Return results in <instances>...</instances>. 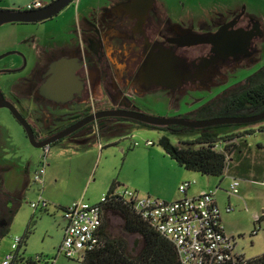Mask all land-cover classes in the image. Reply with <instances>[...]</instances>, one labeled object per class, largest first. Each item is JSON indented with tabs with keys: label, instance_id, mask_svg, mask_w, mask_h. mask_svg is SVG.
<instances>
[{
	"label": "flooded vegetation",
	"instance_id": "af4514ba",
	"mask_svg": "<svg viewBox=\"0 0 264 264\" xmlns=\"http://www.w3.org/2000/svg\"><path fill=\"white\" fill-rule=\"evenodd\" d=\"M52 1H42L40 8ZM108 4L97 14L92 11L81 26L76 25V41L57 42L53 36L45 41L31 35L15 43H0V105H5L0 108L17 110L38 141L98 111L140 110L137 97L161 95L167 99L169 109L178 110L185 95L224 84L233 71L256 64L262 53V24L258 17L245 12L242 4L185 25L166 17L156 0H112ZM193 40L200 42L190 44ZM164 51L172 53L173 58L165 57ZM9 55L15 58L3 64L1 59ZM158 59H164L169 67L163 79L156 76ZM118 64L123 66L122 76L113 70ZM126 85L134 95L125 90ZM102 119L65 138L84 132L93 134L95 127L99 130L98 124L104 122ZM1 153L0 169L26 176L11 162L1 161ZM17 191L11 193L19 195ZM1 196L0 202L4 203L3 197L7 196ZM1 205L0 234L10 214V204Z\"/></svg>",
	"mask_w": 264,
	"mask_h": 264
},
{
	"label": "rangeland",
	"instance_id": "374dc122",
	"mask_svg": "<svg viewBox=\"0 0 264 264\" xmlns=\"http://www.w3.org/2000/svg\"><path fill=\"white\" fill-rule=\"evenodd\" d=\"M86 2L90 4L91 10L94 11L106 1L82 0L79 4V0H74L56 16L44 22L34 24H3L0 26V43L4 41H6L5 43H7V41L15 43L19 41L20 38L31 35H35L36 38L45 41L51 36L55 37L57 42L63 40L70 41L71 39L76 41L77 35L75 27L78 23L77 18L80 17L79 14L83 10L82 5ZM156 2L159 10L164 13L166 17H169L173 22L181 25H185L189 22L196 23L199 19H209L211 16H214V14L224 12L226 9L242 4V6L245 7V12L258 17L264 29V0H156ZM6 37H8V39H5ZM14 58V55H9L2 58L1 62L4 64V62ZM261 67H264V42L261 56L256 64H250L247 67L233 71L227 82L213 87L212 90H198L185 95L180 101L181 107L179 110L169 109L167 106V99L161 95L137 97L135 101L141 112L153 116L173 117L179 114H188L219 95L222 91L232 87L237 81L251 76ZM113 70L117 72L118 76H122V65L118 64L113 66ZM221 81L222 79L219 81L215 80L213 83H219ZM123 84L124 83L120 81L122 87ZM126 86L125 90L128 88V85ZM138 90L141 91V88ZM126 91L131 95L135 93L131 91V89H127ZM263 123L264 122L257 123L253 126L256 127ZM130 124L132 128L125 133L122 132L116 136H109L107 134L101 135L100 142L103 147L109 141L111 144L101 149L97 147L99 141L92 143L97 159L94 163H91L90 166H87V162L82 163L85 174H82L80 178H76L73 184L70 183L68 185L67 183H62L58 189L53 188L51 191H58L56 193H58L60 198L68 199L76 195L81 189L83 192H87V195L91 194L96 197V200H99V198L106 193L101 195L96 188L99 178H101L102 182L105 178H110V180H115L119 184V189L136 191L142 197L149 196L153 199L166 201H174L180 198L182 195L178 192V186L184 183L189 175L200 174L189 172L183 167L178 166L175 160L171 159L158 145V140L160 137L166 136L173 144H177L178 141L193 139L195 135L187 132L172 133L169 131L157 130L136 123ZM240 129L236 130V132H239ZM246 140L253 151L256 149V144L259 142L264 144V131H257L247 135ZM65 141L66 138L61 140L64 147L59 149L60 151L67 150L65 147L68 143ZM146 141H152L154 144L146 145ZM135 142H137L138 145H134ZM57 147V144L52 145L49 154L45 149L33 147L29 143L22 126L14 119L8 110L0 108L1 161L7 164L11 162L15 165L14 168L16 167V169L19 170V173H26L28 171L31 174L30 182L21 190V186L24 185L25 176H18L16 172L12 170L7 172V170L0 169V196H7L3 197L4 203L0 202V204L4 207L5 203H9L8 209L12 208L11 214L8 213L9 217L6 219L4 233L0 237V261L7 252L12 251L11 245L15 237L25 239V242L22 243L19 249V254L24 258L31 257L34 259L35 256L43 254H48L46 256L43 255L45 259L55 257L53 256L54 250L47 253L43 249L51 246L58 238L55 226L57 227V222L60 220L59 216L61 214V209L55 210L53 207H50L48 208L50 210L49 214L41 210L40 206H38L36 210H33L31 203L37 202V195H39L41 189V185L34 180V175L36 171H39L41 168V163H46L52 154L57 152ZM99 151H101L102 154H99ZM257 156H259L258 162H260V160L264 161V153ZM86 168L89 169L86 171ZM89 170L90 175L88 176ZM252 173L259 174L255 169L252 170ZM202 177L205 180H215L205 176ZM20 178L21 182L19 181ZM15 186L16 188L18 186V191ZM61 187L63 188V192H61ZM197 187L198 183L192 184L189 192L191 193L196 190ZM216 187L219 188L216 190V193H218L224 201L227 199L228 195L233 196V194H237L234 190L238 188L237 190L239 192H249L247 196H252L251 202L253 207L259 208L258 206L264 204V188L249 186L247 182H238L235 186H232L233 189L230 187H222L217 184ZM14 189L19 192V195H13V192L11 193V190ZM47 190H50L49 187ZM82 201L87 203V200L83 199V197ZM233 201H235V199H232L231 210L227 213H233L234 210H243L245 208L243 201L240 207L234 206ZM53 211L56 213L54 216ZM260 212L261 211H259V213ZM246 215L245 213L241 214L239 219L240 231L232 235L236 237L238 247L242 248L241 252L244 256L246 258H253L264 254V225L261 224L260 227H258V224L254 222L255 220H249L248 217H245ZM105 218L108 223V233L112 237L125 240L128 250L132 254L138 252L142 246L141 236L138 234L126 233L123 227V221L117 213L108 211ZM255 229L257 230L255 233H257L253 234ZM25 235H27V237H24ZM19 264L27 263L23 260ZM56 264H81V262L77 258L67 259L60 255L58 256Z\"/></svg>",
	"mask_w": 264,
	"mask_h": 264
},
{
	"label": "trees",
	"instance_id": "16d2710c",
	"mask_svg": "<svg viewBox=\"0 0 264 264\" xmlns=\"http://www.w3.org/2000/svg\"><path fill=\"white\" fill-rule=\"evenodd\" d=\"M264 109V67L257 70L246 80L222 91L219 95L202 104L189 114L179 115L185 118L208 119L223 116H247L260 113ZM140 111V110H137ZM141 112V111H140ZM189 115V116H188ZM99 123V130L115 132L118 128L112 123H136L157 130L172 133L187 132L193 139L178 141L162 136L158 145L175 162L189 171H196L204 175L221 176L227 167V155L230 154L232 140L264 131V123L254 127L251 124L216 125L200 129L185 128L178 125L153 126L123 117H108ZM244 128L242 132L236 130ZM61 140L55 142L59 143ZM219 142L225 143L223 150H218ZM228 143V144H227ZM154 142H152V145ZM119 187L112 181L106 194V202L102 207V225L99 230V244L91 251H87L80 260L81 264H180L174 246L163 236L153 230L132 209L131 205L121 198L111 196L112 190ZM12 208H10L11 214ZM108 211L120 215L126 233L138 234L142 238V246L138 252L132 254L125 240L112 237L108 233V223L105 218ZM260 218L255 221L258 224ZM256 231V229H255ZM4 231L0 234L3 235ZM24 237H27L25 235ZM28 262V261H27ZM237 264H264V254L253 258L243 259Z\"/></svg>",
	"mask_w": 264,
	"mask_h": 264
},
{
	"label": "built area",
	"instance_id": "2783aa9c",
	"mask_svg": "<svg viewBox=\"0 0 264 264\" xmlns=\"http://www.w3.org/2000/svg\"><path fill=\"white\" fill-rule=\"evenodd\" d=\"M41 5V0H31L20 9L34 10L39 9ZM93 134L98 136L97 127ZM145 144L152 145V141H146ZM134 145L138 143L135 142ZM224 145L225 143L219 142L217 149L223 150ZM230 154L227 155V164ZM44 171V166L36 171L34 175L36 182H43ZM193 183L194 181L181 183L178 186V192L182 196L174 201L142 197L136 191L119 189V187L112 190L111 196L129 203L144 222L167 239L174 246L180 264L239 263L244 255L236 251V237L224 231L220 210L215 203V192L218 188L195 196H187L186 191ZM106 200V194H104L98 203L77 201L62 208L66 226L57 255L67 259L82 260L87 251L97 247L103 219L101 205ZM38 206L44 209L47 202L40 198L36 203H31L33 210H36ZM230 210V206L225 208V212ZM22 241L20 237L13 239L12 251L3 256L0 264H19L23 261L17 252ZM55 260L56 255L51 259H45L43 255H40L26 260V263L54 264Z\"/></svg>",
	"mask_w": 264,
	"mask_h": 264
},
{
	"label": "crops",
	"instance_id": "0c3cea01",
	"mask_svg": "<svg viewBox=\"0 0 264 264\" xmlns=\"http://www.w3.org/2000/svg\"><path fill=\"white\" fill-rule=\"evenodd\" d=\"M30 1L31 0H0V6L4 8H13L17 6H23ZM41 1H46V0H41ZM81 1L82 0H79V4L81 3ZM105 1L106 2L104 4H101L100 8L98 7L97 9L94 10L96 14L99 12V10L103 9L104 7H107L109 5L108 3H110L112 0H105ZM89 5L90 4L87 2L82 5L83 10L79 14L80 16L78 17L79 19L77 18V22H78L77 24H79L80 26L82 25L84 20L88 21L90 17V13L92 12V10ZM114 126L118 128V131L103 132L102 130H98V136L92 134L91 132L90 133L84 132L76 135L75 137L66 139L65 142L68 143V145L65 147L67 149L66 151L59 150L64 147V144H62L61 142L52 144V145L57 144L58 146L57 152H55V154H52V156L50 157L49 160H47L46 163L44 162L41 163V166H44L45 171L43 175V182L39 183L41 185V189L39 191V195H37L36 201L42 198L47 202V206L44 209H41L43 211H46L45 213L50 214V210L48 209L50 207H53L55 210H58L59 208L61 209L60 210L61 214L59 216L60 220H58L57 222V227L55 226L58 238L54 241L53 244H51V246L43 249L47 253L54 250L53 256L56 255V260L54 264H56V261L59 256L57 255V249L62 240L63 230L66 226V221L62 215V208L71 205L73 202L82 201V197L83 199H86L87 203L89 204L98 203L100 201V198L99 200H96V197L92 196L91 194L87 195V192H83L80 189L79 192H77L76 195H74L73 197L64 199V198H60L58 193H56L58 191L54 192L51 191V189L53 188L58 189V187L62 183H67L68 185L70 183L73 184L76 178H80L82 177V174H85V171H83L82 163L87 162V166H90V164L94 163V161H96L97 159V155L93 150L92 143L99 141V145H97V147L101 149H103L106 145L111 144V142L109 141L103 147L100 142L101 135L107 134L109 136H116L119 135V133L122 132L125 133L127 130L132 128V125L128 123H115ZM243 130L244 128L240 129V132H242ZM246 136L247 135L243 137H238L231 141V145H232L231 154L229 155V161L227 167L221 176L204 175L196 171L187 170L189 172H194L200 175L188 176V179L185 182L194 181V183H198V187L196 190L192 191L191 193L189 192L190 189L189 187L188 190L186 191V195L195 196L204 191L215 190V188H218L216 187V184L222 187L232 188V186H235V184H237L238 182L239 183L247 182L249 186H255V187L258 186L260 188H264V182H262L264 181V161L260 160V162H258L259 156H257L259 154L264 153V144L259 142L258 144H256V149L252 151L250 144L247 143ZM51 146L45 150L46 152H48V154L50 153ZM100 153L102 154L101 151H99V154ZM89 168H86V171ZM253 169L257 170L259 174L258 175L253 174L252 173ZM87 175L88 176L90 175V170ZM202 176L213 178L215 180L214 181L205 180ZM30 180H31V174L30 172L27 171L26 176L24 177V185L21 186V190H23L24 187L28 185ZM112 181L113 180H110V178H105V180H103L102 182L101 178H99V182L96 185V188L99 190V193H101V195L107 192L108 190L107 188H109ZM48 187L50 190H47ZM237 189L234 190L235 193L237 194H233V196L228 195L225 201L224 199H222V197H220L218 193L215 192V203L217 204L220 210L221 223L223 225L225 233L227 234L230 233L229 235H232L235 232L237 233L240 231L239 219L242 213L247 214L245 217H248L249 220L254 219L256 221L257 219L260 218V221L258 222V227H260L261 224L264 225V204L258 206L259 208L253 207V204L251 202L252 196H247L249 192L242 193L239 192ZM61 192H63L62 187H61ZM232 199H235V201H233L234 206L240 207V204H242L243 201L245 208L243 210L240 209H238L237 211L234 210L233 213L225 212V208L227 206L231 207ZM259 211L261 212L259 213ZM54 215H56V213L53 211V216ZM23 242H25V239H23L22 243ZM22 243L19 245L17 252L18 255L21 257V259L26 261L29 260L31 257L24 258L23 256H21V254H19L20 253L19 249L22 246ZM236 251L242 253L241 252L242 248L238 247L237 242H236ZM43 255L46 256L48 254H43Z\"/></svg>",
	"mask_w": 264,
	"mask_h": 264
},
{
	"label": "water",
	"instance_id": "95a60500",
	"mask_svg": "<svg viewBox=\"0 0 264 264\" xmlns=\"http://www.w3.org/2000/svg\"><path fill=\"white\" fill-rule=\"evenodd\" d=\"M74 0H53L48 5L34 10H21V9H0V26L6 23L12 22H22V23H35L37 21L45 20L56 16L62 9L67 7ZM100 8V7H99ZM198 40H193L190 44L199 43ZM12 53V52H11ZM165 57H172L173 54L168 51H164ZM163 57V56H162ZM166 59V58H165ZM76 60H73L74 64ZM173 61V60H172ZM164 59H158V71H156V76L163 79L162 76L168 73L169 67L165 65ZM177 78V77H176ZM5 106V105H0ZM10 109L11 115L14 119L22 126L25 135L29 143L35 148L48 149L50 145L56 141L62 140L63 138L69 136L73 132L77 131L84 125L104 117H123L126 119L134 120L136 122L153 125V126H169L178 125L185 128L200 129L216 125H227V124H251L264 120V109L257 114L247 115V116H223L214 117L208 119H189L181 116L173 117H160L145 114L137 110H127V109H111L102 110L96 113H92L81 120L75 122L69 127H66L56 134L38 141L35 137L33 128L26 121V119L14 108L8 107Z\"/></svg>",
	"mask_w": 264,
	"mask_h": 264
}]
</instances>
